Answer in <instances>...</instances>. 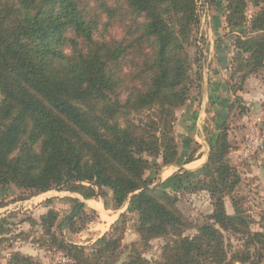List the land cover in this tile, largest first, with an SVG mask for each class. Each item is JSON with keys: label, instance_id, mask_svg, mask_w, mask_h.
I'll return each instance as SVG.
<instances>
[{"label": "trees", "instance_id": "1", "mask_svg": "<svg viewBox=\"0 0 264 264\" xmlns=\"http://www.w3.org/2000/svg\"><path fill=\"white\" fill-rule=\"evenodd\" d=\"M226 1L230 24L242 27L246 1ZM253 2L260 6L248 29L253 35L235 37L229 66L234 95L264 68V0ZM195 22L194 0H0V187L28 194L20 200L50 191L93 200L107 189L116 209L128 200L141 243L177 238L163 262H147L132 243L125 264H261L264 233L251 231L254 221L234 197L233 213L225 209L224 198L240 183L227 160L236 146L226 130L201 172H182L205 176L209 182L201 187L213 201L209 222L193 238L182 237L176 200L149 189L152 180L145 178L157 166L153 159L161 157L164 167L177 163L172 122L190 92L185 47ZM229 41L222 42L224 50ZM70 200L74 209L64 223L85 212L82 201ZM56 218L48 212L42 227L75 264H102L103 251L116 247L103 238L88 254L58 241L51 231ZM6 224L0 217L1 236ZM225 232L243 237V250L230 259ZM8 264L33 263L17 253Z\"/></svg>", "mask_w": 264, "mask_h": 264}, {"label": "rangeland", "instance_id": "2", "mask_svg": "<svg viewBox=\"0 0 264 264\" xmlns=\"http://www.w3.org/2000/svg\"><path fill=\"white\" fill-rule=\"evenodd\" d=\"M245 1L244 16L246 20L242 27L236 28L229 22L230 12L226 0H214L212 3L206 0H194L196 22L190 28L188 43L185 47L190 62V92L185 105L174 110L172 122V135L177 147L176 162L178 164L186 162L189 157L193 158L198 152L199 144L190 143L185 155L183 141L179 136L183 134L186 137L188 131L181 129L177 121L180 119L182 109L198 98L200 83L206 80L212 70L214 45L220 40L225 41L231 38L230 65L235 52V37L240 35L241 39H244V36L253 35L248 29L252 17L259 11L260 6L255 7L253 0ZM121 35V28H116L113 37L119 39ZM223 130L229 131L226 120L220 123L216 138L210 145L209 153ZM233 157V153L227 156L228 163L233 167H235L234 163L244 162L237 161ZM152 161H155L157 166L145 172V178L152 180L149 189L156 190L157 193L166 192L176 200L175 209L184 224L181 228L182 237L193 238L198 234L199 228L209 222L208 216L213 212V201L210 199V194L204 187H201V183L209 182L208 179L205 176L200 177V175L198 178H193L187 177L182 172L179 175L177 173L172 177L176 180L175 185L169 189L167 186L170 181L156 182L159 172L161 173L165 168L162 165L161 157ZM190 173L195 174L194 172ZM179 179L182 185L179 184ZM27 195L14 186L0 187V217H4L8 222L4 226L7 232L0 235V264H8L12 256L17 253L30 257L33 264H75L74 259L66 251L52 243L51 235L47 234L45 228L42 227L41 218L51 211L57 215L51 231L58 241L64 239L67 244L85 247L86 253L91 254V249L100 244L103 238L115 240V248L111 247L109 250L103 251L102 264L127 263L132 253L130 247L132 243L136 244L135 248L147 262H163L167 253V245L172 244V239H177L168 237L153 239L146 244L141 243L136 230L137 216L127 213L128 200L121 208L116 209L112 201V193L107 189L103 190L102 198L93 199L90 202L91 206H86L84 213L76 215L68 223H64L63 220L74 209V203L70 199H78L83 202L84 199L80 195L66 191H50L20 200ZM229 196L234 197L241 204V210L254 221L250 226L251 231L264 233V184L261 182L242 183L240 179V183L232 194L224 198V204L228 203V212L227 210L226 212L231 215L233 207ZM223 237L228 259H230L229 253L232 255L238 249L243 250L241 248L243 237L232 235L230 232L223 233ZM261 264H264V259Z\"/></svg>", "mask_w": 264, "mask_h": 264}, {"label": "crops", "instance_id": "3", "mask_svg": "<svg viewBox=\"0 0 264 264\" xmlns=\"http://www.w3.org/2000/svg\"><path fill=\"white\" fill-rule=\"evenodd\" d=\"M228 40L230 49L231 38L220 40L214 45L212 70L206 80L200 83L198 98L182 109L180 119L177 121L181 129L188 131L186 137L183 134L179 136L183 141L185 155L190 143H198L199 148L191 161L166 166L161 173L159 172L156 182L170 181L167 186L169 189L175 185L176 180L172 178L174 174L179 175L183 171L195 174L201 172L208 162L210 145L216 138L220 123L224 120L229 126L228 139L236 146L234 152L239 150L246 134V125L254 119L250 121L251 114L259 115L263 120L260 126L259 148L254 157L241 163H234V166L242 183L264 184V68L256 75L249 76L244 82L243 90L234 95L229 89L230 51L224 50L222 46V42ZM236 97L239 98V105L235 104ZM232 105L234 106L231 109ZM239 107L244 108L243 113H240ZM92 201L84 200L83 203L89 207ZM227 206L228 203L225 202L228 212Z\"/></svg>", "mask_w": 264, "mask_h": 264}, {"label": "built area", "instance_id": "4", "mask_svg": "<svg viewBox=\"0 0 264 264\" xmlns=\"http://www.w3.org/2000/svg\"><path fill=\"white\" fill-rule=\"evenodd\" d=\"M250 117L253 119L250 124L246 125V134L244 136L242 145L239 150L234 152L233 150V159L237 161H246L255 156L259 148V135H260V126L262 124V119L259 115L251 114Z\"/></svg>", "mask_w": 264, "mask_h": 264}, {"label": "water", "instance_id": "5", "mask_svg": "<svg viewBox=\"0 0 264 264\" xmlns=\"http://www.w3.org/2000/svg\"><path fill=\"white\" fill-rule=\"evenodd\" d=\"M119 264V263H118Z\"/></svg>", "mask_w": 264, "mask_h": 264}]
</instances>
